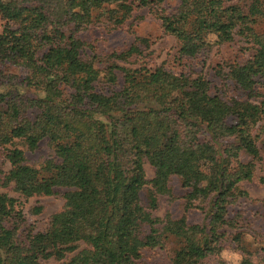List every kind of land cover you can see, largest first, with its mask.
<instances>
[{
	"label": "trees",
	"instance_id": "obj_1",
	"mask_svg": "<svg viewBox=\"0 0 264 264\" xmlns=\"http://www.w3.org/2000/svg\"><path fill=\"white\" fill-rule=\"evenodd\" d=\"M143 8L175 40L179 64L234 38L245 44L247 58L223 74L236 96L222 98L191 66L98 68L75 34L100 19L116 28ZM0 21V64L25 71L0 88V155L8 163L0 189L24 200L64 190L43 232L0 193V264H147L145 253L167 242L169 264H205L224 241L239 253L236 264H256L264 227L248 228L250 200L239 183L262 182L255 169L264 164V0H0ZM133 54L135 44L111 56ZM40 142L46 158L23 164L15 146L32 152ZM171 178L183 191L182 214L156 217L158 197L175 198ZM193 213L199 221H189Z\"/></svg>",
	"mask_w": 264,
	"mask_h": 264
},
{
	"label": "rangeland",
	"instance_id": "obj_2",
	"mask_svg": "<svg viewBox=\"0 0 264 264\" xmlns=\"http://www.w3.org/2000/svg\"><path fill=\"white\" fill-rule=\"evenodd\" d=\"M1 25L2 22L0 21V31ZM258 28L260 31H264V22L260 23ZM75 37L84 44H88V47H84V51L87 55H95L97 57L95 65L98 68L115 63L128 68L143 67L153 69L154 67H162L171 72H178L185 65L191 66V69L199 71L210 82L212 90L218 89L222 94L221 97L224 99L236 96L235 90L223 77L227 65L235 60L245 59L248 55V52L245 50V44L234 38V41L228 44L212 45L208 52L194 61L179 64L175 60V40L162 32L159 22L153 14L148 13L146 8L135 10L122 25L113 29L110 28L105 20H97L85 29L77 32ZM136 38L145 39L147 42L145 44L135 43ZM132 44H135L139 48L140 54H133L125 61L111 56L113 53L119 55ZM24 75L25 71L23 69L7 64H0V88L4 89L3 86L8 87L15 84ZM28 95L32 94L29 93ZM261 132L262 136L259 138V141H262L260 148L264 158V124L262 125ZM15 148L22 151L23 164L27 166H36L48 154L45 142H40L38 147L32 152L25 151L17 145ZM258 165L255 169V174L257 177L262 178V182L255 179L251 182L239 183V187L246 192L250 200V202L248 201L245 204L247 206H245L244 217L249 222L248 228L256 234L261 233L264 227V211L260 204L264 201V164ZM0 168L2 170L8 169V163L2 154L0 155ZM201 169L211 179L213 178L212 169L208 165H202ZM144 171L145 178L150 179L152 177V170L147 164L144 165ZM168 186L170 196L175 198L168 201L166 196L158 197L157 208L153 214L156 217H162L166 213L171 218H178L182 214V200L179 196L182 195L183 191L179 186L178 180L175 178L169 180ZM147 189L148 186L143 189L140 195L143 202ZM4 192L7 193L8 197L17 199L25 222L31 227L30 229L33 232H43L49 216L57 212L63 204L62 193L64 190L62 189H56L54 194L48 197H33L27 200L22 199L16 193L0 189V193ZM32 207H40V212L35 215L32 214ZM199 220L200 215L198 213H193L189 216L190 222H197ZM251 242L249 241V243ZM221 245L220 252L216 256L209 258L205 264H236L239 261V253L227 241L222 242ZM172 246L171 242H167L161 249L147 251L144 255L145 262L147 264H169V252ZM253 246L254 244H251V247ZM262 255L264 253L261 252L258 256H253L252 260L256 264H264V257ZM40 264H55V262L49 259L40 261Z\"/></svg>",
	"mask_w": 264,
	"mask_h": 264
}]
</instances>
